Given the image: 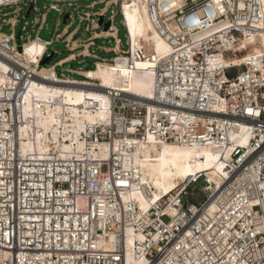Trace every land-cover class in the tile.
<instances>
[{"label": "built area", "instance_id": "obj_1", "mask_svg": "<svg viewBox=\"0 0 264 264\" xmlns=\"http://www.w3.org/2000/svg\"><path fill=\"white\" fill-rule=\"evenodd\" d=\"M26 1L39 12L37 0H0L2 23L3 9L16 6L17 17ZM46 1L48 12L63 13L60 4L71 9L83 0ZM100 2L112 13L108 32L117 34L110 38L118 48L112 61L100 63L121 61L136 71L138 62H150L154 97L105 89L112 121L83 132L84 151L24 155L22 131L31 121L26 97L34 82H48L41 72L53 69L42 65L52 42L36 37L46 49L38 63H28L16 55L33 41H24L27 20L20 46L14 32L2 34L0 264H128V238L133 257L145 264H264V0ZM139 3L168 45L166 54L153 42L132 41L124 10ZM118 14L126 50L114 25ZM90 70H71L82 80L68 84L99 91L101 83L86 75ZM69 78L62 74L63 83L55 84ZM242 125L246 146L238 143ZM149 136L159 145L220 151L226 175L215 183L200 173L142 209L131 196L140 180L131 157ZM191 200L198 204L188 207Z\"/></svg>", "mask_w": 264, "mask_h": 264}, {"label": "bare ground", "instance_id": "obj_2", "mask_svg": "<svg viewBox=\"0 0 264 264\" xmlns=\"http://www.w3.org/2000/svg\"><path fill=\"white\" fill-rule=\"evenodd\" d=\"M124 13L134 43L141 39L153 42L159 55L169 51L168 45L155 30L145 5L139 3L126 7ZM106 34L117 36L111 32ZM2 37L0 33V43ZM45 49V43L33 40L25 44L16 55L23 57L28 63H38ZM259 51L260 48H257L256 52ZM0 52L7 55L1 46ZM135 68L136 71H130L121 61L116 64L97 63L96 68L86 72V75L101 83L99 91L73 87L68 83L80 80L72 78L64 82L66 85L55 84L63 83L55 70H43L41 75L48 82H34L26 97L25 116L31 121L22 131V154L27 155L35 150L47 152L53 148L64 153L72 150L84 151L88 143L82 139L83 132L89 126H107L112 121L113 100L104 92L105 89H121L135 99L154 97L152 64L142 61ZM238 143L242 146L249 143V136L243 125ZM120 144L118 140L115 146L118 148ZM98 147L102 150L108 148L107 144H99ZM135 147L131 158L140 180L133 186L131 196L142 209H148L152 202L169 195L189 178L200 173H204L215 183L220 182L223 175H226L227 165L220 161V151L208 147L159 145L152 136L145 142L139 141ZM132 246L133 239L128 238L127 263L145 264V261H137L133 257Z\"/></svg>", "mask_w": 264, "mask_h": 264}, {"label": "crops", "instance_id": "obj_3", "mask_svg": "<svg viewBox=\"0 0 264 264\" xmlns=\"http://www.w3.org/2000/svg\"><path fill=\"white\" fill-rule=\"evenodd\" d=\"M84 1V0H83ZM96 4L91 3L88 8L89 9H95V7L98 4H102L101 2H95ZM79 4V2H78ZM76 7V11L79 15L80 18V23L83 22H88L89 25L86 27L85 31L86 33L90 34L89 37H78V28L73 29L72 30V26L74 23V13L73 11L68 13V19L65 21L64 20V28L62 30V32H59L60 26H61V22L60 19L57 23V27L55 29V37H54V41H51L52 44L54 42H58V43H63L64 44V51L62 50H55L54 52L50 53L49 50L46 54V56L44 57L45 61L47 58L52 57V55H54V58L52 59V61L50 62L49 65H46V67H51L55 70V72L57 73V70L59 68H61L64 72L63 75L65 76V73H67L68 75H73L71 72V70H77L76 68H73L74 65L72 67H68L67 69H65L66 65L72 64V63H76L75 65H77L78 63L80 64H90L91 68L93 66V64H91L89 61H94L95 65L97 63H100L102 61H107L110 62L112 61L115 57H116V53L118 51V48H116V45H111V46H98L96 44V41L98 40H106V39H111L110 36H107V32L105 30L104 26L100 25V18L104 17V19H106V13L109 10L107 7H103L102 9H100L99 11H95V12H85L83 14H81L79 12V5L75 6ZM105 13H103L104 11ZM20 15V14H19ZM19 15L17 17H12L7 19V24H2V22L0 23V33L5 34L2 32V27L4 25H9L12 29L13 32L15 34V28L17 26V24L19 23ZM66 19V18H65ZM71 20L70 24H67V21ZM46 21V16L45 18H39V16L37 15L34 22H33V26H36L37 24H41L39 26L38 32L36 34V37H39L40 32L43 30L44 28V24ZM106 23V20H105ZM27 30V29H26ZM22 32H23V28H22ZM24 34V33H23ZM16 36V34H15ZM28 37L30 38V40H34L31 38V35L29 34ZM41 39V38H40ZM114 41V40H113ZM115 42V41H114ZM110 43H112V39L110 40ZM62 53H68V55L62 59H60L59 61H57L55 64L51 65V63L53 62V60L61 55ZM86 53V54H85ZM107 55H112L111 57H105ZM91 68H86L88 70H90ZM79 69H83L84 68H79ZM92 70V69H91ZM66 75V76H68Z\"/></svg>", "mask_w": 264, "mask_h": 264}, {"label": "rangeland", "instance_id": "obj_4", "mask_svg": "<svg viewBox=\"0 0 264 264\" xmlns=\"http://www.w3.org/2000/svg\"><path fill=\"white\" fill-rule=\"evenodd\" d=\"M46 5H47V8L49 7L50 5V2L46 1V0H43ZM93 2H100V0H84V1H80L79 2V12L81 14L85 13V12H95V11H99L100 9H102L104 7L103 4H98L95 9H89L88 6L93 3ZM37 6H39V12L37 13V11L35 9H33L29 15V17H27V11L28 9L31 7V3L29 1H26L24 2L23 4L20 5V8L22 9L21 10V13L19 15V23L17 24L16 28H15V34H16V38H18L20 32L22 31V21L24 19L27 20L28 22V27H27V30L24 32L23 36H24V41H27V36L30 34L31 35V38L34 39L36 37V34L38 32V29H39V26L41 24H37L36 26H33V22L36 18V16L38 15L39 18H41L43 15H46V21H45V24H44V28L43 30L40 32L39 36L40 38L43 40V41H46V42H51V41H54V37H55V29L57 27V23L60 19V22H61V26H60V29H59V32H62L63 28H64V20L65 18L67 17L68 13L72 12L74 13V23H73V26H72V30L73 29H76L78 28L79 32H78V37H89L90 34L86 33L85 29L86 27L89 25L88 22H83V23H80V18H79V15L76 11V7H73V8H69L67 5L63 7L62 4H60V8H63V13H60L58 11H47V9H44L42 6H41V0H37V3H36ZM17 10V7L16 6H13L12 8L10 9H3L2 13H5V14H8L6 16V19H9V18H12L14 17V11ZM112 13L110 10L107 11L106 13V23H109L111 21L110 17H111ZM2 22V20H0V23ZM71 23V20H68L67 21V24H70ZM114 25L118 28L119 30V33H118V36L119 38L122 40V43H123V49L126 50L128 48V45H127V37H126V30H125V27L122 25V16L120 14H118L115 19H114ZM2 32L5 33V34H12L13 32V29L9 26V25H4L2 27ZM110 40L111 39H106V40H98L96 41V44L98 46H111V45H114L115 42L112 40V43H110ZM64 44L63 43H58V42H54L52 44V46H50L48 48L49 52L52 53L54 52L55 50H62L64 51ZM68 55V53H62L61 55L57 56L53 62L51 63V65L55 64L57 61H59L60 59L66 57ZM105 56V55H103ZM112 55H107L105 57H111ZM91 64H93L92 66V70L95 68V63L94 61H89ZM76 63H72V64H69V65H66L65 66V69H67L68 67H72L73 65H75ZM63 70L61 68H59L57 70V75L58 76H61L63 74ZM68 75L67 73H65V76ZM71 77L73 79H77V80H82L81 77L77 76V75H71ZM203 182L200 183V185H202ZM200 192L197 191L195 196L196 195H199ZM202 196V194H201ZM198 204V201H194V200H191L188 202V207L191 206L192 204Z\"/></svg>", "mask_w": 264, "mask_h": 264}, {"label": "water", "instance_id": "obj_5", "mask_svg": "<svg viewBox=\"0 0 264 264\" xmlns=\"http://www.w3.org/2000/svg\"><path fill=\"white\" fill-rule=\"evenodd\" d=\"M41 6H43L42 0H41ZM33 9H34V6L31 5V7H30V8L28 9V11H27V15H26L27 17H29V15H30V13H31V11H32ZM67 19H68V16L66 17L65 21H66ZM25 20H26V19H24V20L21 22V23H22V28H23L24 25H25ZM2 24H4V23H2ZM100 25H101V26H104L106 31H108V29H109V27H110V23H105V19H104V17H101V18H100ZM21 40H22V31L20 32V34H19V36H18V38H17V42H18V45H19V46L21 45ZM20 51H21V49H20ZM53 58H54V55H52V57L47 58L45 61L42 62V65H43V66L49 65ZM73 68H76V69L84 68V69H86V68H91V65H90V64H80V63H78L77 65H74Z\"/></svg>", "mask_w": 264, "mask_h": 264}]
</instances>
